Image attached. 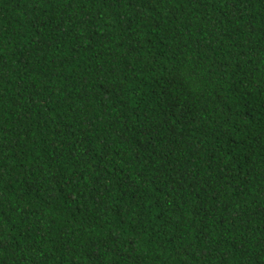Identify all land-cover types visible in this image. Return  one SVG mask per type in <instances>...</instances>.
<instances>
[{"label":"trees","instance_id":"obj_1","mask_svg":"<svg viewBox=\"0 0 264 264\" xmlns=\"http://www.w3.org/2000/svg\"><path fill=\"white\" fill-rule=\"evenodd\" d=\"M0 264H264V0H0Z\"/></svg>","mask_w":264,"mask_h":264}]
</instances>
